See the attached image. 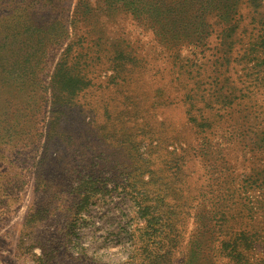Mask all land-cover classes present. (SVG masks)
Wrapping results in <instances>:
<instances>
[{
    "label": "rangeland",
    "instance_id": "1",
    "mask_svg": "<svg viewBox=\"0 0 264 264\" xmlns=\"http://www.w3.org/2000/svg\"><path fill=\"white\" fill-rule=\"evenodd\" d=\"M22 6L48 53L0 115L53 118L38 151L0 124V264H264V0Z\"/></svg>",
    "mask_w": 264,
    "mask_h": 264
},
{
    "label": "trees",
    "instance_id": "2",
    "mask_svg": "<svg viewBox=\"0 0 264 264\" xmlns=\"http://www.w3.org/2000/svg\"><path fill=\"white\" fill-rule=\"evenodd\" d=\"M22 5L23 0H0V46L6 45L8 43L7 41L11 39V41L8 43V46L11 49V55L6 58L5 54L1 53L0 51V76L3 77V80L1 81L2 83H4V79L6 80L10 78L9 75L15 71L22 72L21 81L24 82L26 77H31L36 73V70L40 68L43 54L46 53L45 49L42 50V47H44L43 44L42 47L41 45L36 47V44L31 46L30 52H32H24L25 54L20 52L21 48L19 49L14 45V41H16L18 38H22L24 44L31 41L28 38L24 39V36L28 34V30L39 32L40 29L49 27L50 25V22L47 24H40L39 22L33 21L32 19H28V17L23 18L24 8ZM16 43L22 42L21 40H17ZM39 43L41 42L39 41ZM39 53L41 55L40 60ZM47 53L45 55H47ZM32 54L35 56L34 62L33 60L31 61L30 56ZM5 64L8 65L7 68L5 67ZM41 80L42 79H39L38 82ZM43 90H45L47 94L48 88L46 84L43 87ZM50 99L51 98H49L48 94L46 99L42 101L45 105H47L48 103H51ZM8 104L9 106L14 105L16 108L13 109L14 112L12 113L11 117H9L6 111H3V116L0 115V124L5 122V118L9 117V123H11L9 128L12 133L7 134L8 139L11 142L10 145L14 148L19 147L18 149L20 152L33 150L38 151L39 146L42 145L45 137V127L47 128L48 124H51L52 122L53 111L49 110L46 106L42 114L39 109L35 108L36 100L31 102L30 98L23 96H21L19 99L13 98L8 102ZM9 109H12V107H9ZM4 126H6V124ZM38 155L39 154H36V157L33 159L31 158V161H35ZM84 204L85 200H81L74 204V207L76 206V210H80L79 207H83ZM32 217L33 214L28 212L26 215V221L30 220Z\"/></svg>",
    "mask_w": 264,
    "mask_h": 264
}]
</instances>
